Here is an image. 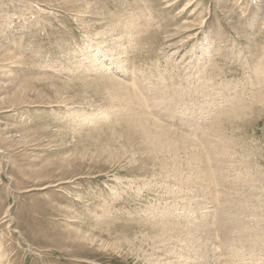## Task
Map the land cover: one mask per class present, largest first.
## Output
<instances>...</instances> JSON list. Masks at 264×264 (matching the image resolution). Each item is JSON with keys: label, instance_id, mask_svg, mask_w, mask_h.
Returning a JSON list of instances; mask_svg holds the SVG:
<instances>
[{"label": "rangeland", "instance_id": "obj_1", "mask_svg": "<svg viewBox=\"0 0 264 264\" xmlns=\"http://www.w3.org/2000/svg\"><path fill=\"white\" fill-rule=\"evenodd\" d=\"M110 23L139 40L129 53L133 70L144 71L133 73L138 82L158 83L151 73L159 66L173 74L163 72L173 95L200 85L184 92L188 97L181 93L186 100L174 96L177 106L229 96L233 105L206 119L214 136L207 141L176 118L175 125L149 113L196 136V173L210 166L223 197L246 208L264 199V0H0V264H149V256L153 264H171L162 244L146 241L163 234L160 214L171 210L178 225L192 196L191 213L216 202L198 177L188 184L175 177L194 166L189 150L177 148L176 158L146 156L141 139L119 137L122 127L128 131L130 103L99 74L116 64L98 34ZM199 43L211 61L197 73L191 63ZM92 49L101 54L90 57L97 72L81 60ZM97 111H109L112 120L91 124ZM82 113L91 116L82 120ZM216 159L222 165L214 167Z\"/></svg>", "mask_w": 264, "mask_h": 264}, {"label": "bare ground", "instance_id": "obj_2", "mask_svg": "<svg viewBox=\"0 0 264 264\" xmlns=\"http://www.w3.org/2000/svg\"><path fill=\"white\" fill-rule=\"evenodd\" d=\"M129 25H131V24H129ZM103 30L104 31H102V33L100 32L98 34L102 38L101 41L103 43H105V46L108 47L107 50H108L109 54H106L107 60L113 61L110 63V65L113 66L114 63H116L114 65L113 69H115L116 65H117L118 71H117L116 75L112 76L111 71H113V69H106V70L102 69L101 71L103 73H101L98 69L100 67V64L95 63V62L93 63L90 60V57H93V58L94 57H101V54L99 51L92 49V50L87 52L88 56L86 57V59H85V56H82L81 60H85L86 62H88L90 64V67L85 68V69H89L91 71H96V72L99 71L100 76L103 78H107L106 80H109L108 82L110 84H114V86H115V84H117L118 87H120L121 90L123 91L122 93H123V96L126 99V101L128 100L127 102L130 103V104L127 103V105L129 104V107H127V109L125 106V109L127 110V113H128V117H127L128 119H126V123H125L124 127L128 131H126L127 133L125 131H122V129H123V127H122L121 134L119 137H121V136L124 137L125 134H128V135H134L135 138L138 137L139 139H141V141L143 142V145H145V146L148 145V147L145 148V150L143 152L146 156H151V154H150V152H151L152 155H155L157 157L163 156V158H164V156H167V155H165L166 152H168L169 157H175L177 148L182 147V149H184V150H189L188 151V152H190L189 163L191 165H194V166H192V168L189 171H187V172L185 171V173L177 174V175H175V177L177 179L182 180V181L183 180L187 181L190 178L193 180V177H198L200 180H202L203 183L206 184L205 185L206 188L204 187L205 189H207V190L209 189L213 193L215 192L214 198H215L216 202H213V204L210 205L208 209H206V210H204L198 214L197 213L195 214V212L191 213V211L195 208V204H194L195 202H193L195 198H193V196H192V199H190L185 205L182 206L183 211L177 216L178 217L177 219H179L180 221L177 222L175 219L176 223H179L178 225H174L173 223H175V222L171 221V218H172V216L175 215V213L171 212V210L163 211L160 214L161 215V222L163 224V226H161V229L163 227V230H162L163 234L156 235L154 237L148 235L146 238V241H147V239L152 241L154 248H156V249H159L161 247V244H162L166 249V253L169 254L168 255L169 258L174 259L173 261H171V264H264V199L260 198L259 202L257 204H254V202L252 203L251 200H249V205L246 208V206H243L242 203H239L237 201V198L234 199L229 195H227L226 198L223 197L221 194V191L218 189L217 185L215 184V183H218V181L220 180L221 177L218 179L219 176L216 174V172L213 169H211L210 166L205 167V169L203 171H202V167H198V171L196 173V169L194 167L196 165L195 161L197 160L195 158H197V157H195V156L198 155L197 152L199 151V149H198L199 146L197 147V145H196V140H195L196 136H194L195 138H193V137H190L189 135H182L179 133L180 132L179 130H178L179 132H175L172 130L173 129L172 126H171V129H169L166 127V124L165 125L162 124L163 121L160 122L161 121L160 119L154 118L157 115L158 117H163V118H166L168 120L170 118L172 122H173V120L178 119V121H180V124H181L180 126H182V125L186 126L187 128H190L193 131L197 130V132H198V134H196L197 140L201 135V137L202 136L206 137V139H205V137L203 138V141H205V140L207 141V139L210 138L209 136H212V134L209 135V133L207 132V130L209 129L208 128L209 122L207 123V120L209 121L210 119H212L213 112L218 114L220 112V110L226 109L229 106L233 105V103L230 102L231 99L229 98V96L224 97V95L222 94V95H219L220 97L218 99L213 98V100L211 98L206 97L205 101H200V99H199L200 102L199 101L195 102L197 100V98H196V100L194 99L195 101H190L192 104L184 103L183 104L184 106H181V107L177 106L175 104V103H177V102H175V99L177 100L179 98V94L181 96V93H182L181 91H183V90L176 92V94L178 93V95H175V94L173 95L170 92L171 90L169 91L167 88H165V87H169V86H166V84H167L166 82L164 84V81L166 79L164 75L166 73H169L168 74L169 78L172 79V77H173V74L171 72H169L167 69L161 70V69H159V66H157L158 72H156V73L158 75H154L150 71H147V72L151 73L152 77H155L157 82L159 81L158 83L148 82L147 84H143V82L140 83L136 80L137 77L135 78V76L137 74L135 75L133 73L134 72H140L143 74L144 71L139 70V69H138L139 71H137V70L134 71L133 68L136 69V67H133V65L135 63L133 65H131L132 62H131V64L129 63V59H130L129 53L132 52L131 51L132 48L137 49V42H139V40L135 41L136 39H138V38L135 39V37H134L135 32H133L132 29H128V28L124 29L123 27L118 26L116 24H114V25L111 24L110 26L105 27V29H103ZM134 31H135V29H134ZM140 32H141V30H140ZM137 51H139V50H137ZM213 51H214V47H213ZM116 53L118 56H116ZM194 53H195L194 59L196 61H193L191 63V65L193 66V68L198 73V72H200V70H202L201 68H203L202 65L204 63H208L209 61H211V54L205 50V47L203 46V44H200L199 48H197ZM206 67H208V66H206ZM164 71L166 73H163ZM148 75H149V73H148ZM139 76H141V74ZM124 77L128 78L129 81L124 82V80H123ZM144 77L147 78L145 75H144ZM148 77H150V75ZM143 80H144V78H143ZM185 80L188 81L189 77L186 78ZM147 81H148V79H147ZM152 81H153V79H152ZM200 81H202V80H200ZM204 82H205V80H204ZM194 83H196V82H194ZM214 84L215 83H213V85ZM199 86L200 85L196 86V84L193 85V84L189 83L186 86V90L184 92L186 93V91H191V88H193V90H195V92H197L196 90L197 89L200 90V88H201V87L198 88ZM210 86H212V82H211ZM214 86L216 87V85H214ZM181 87H183V86H181ZM172 89L174 91V88H172ZM209 89H207V90H209ZM218 89H219V87H218ZM222 89H224V86L220 90H222ZM125 90H126V92L124 93ZM205 90H206V88H205ZM184 92L182 93V95L185 94ZM114 93H115V91H114ZM206 93H204V94L206 95ZM234 93H233V95H235ZM116 94H117V91H116ZM116 94H114V95H116ZM187 94H188V92H187ZM209 94H211V93L209 92ZM218 94L219 93H217V95ZM191 95H194V94L192 93ZM199 95L201 96V94H198V96ZM213 95H214V93L212 94V97H214ZM174 96H178V98H175ZM215 96H216V94H215ZM181 97H183V96H181ZM183 98L185 99L186 97H183ZM181 99H180V103H178V104H181ZM187 100L189 101V99H187ZM209 103H211V104L209 105ZM153 110L156 111V115H154V117H152L150 115L151 111H153ZM97 114H98V116L91 119V122H90L91 124H96L99 121L103 122V120H110L111 117H109V116H112V115H110L112 113H110L109 111H107V112L106 111H97ZM116 114L118 115V113H116ZM117 115H116V117H117ZM90 116L91 115L88 113H82L79 115L80 119H82V120L87 119ZM213 120L214 119H212V121ZM165 122L166 121L164 120V123ZM173 123L175 124V122H173ZM176 123H178V122L176 121ZM179 128H177V129H179ZM175 129H176V127H175ZM187 131H189V130H187ZM187 134H189V132H187ZM193 134H195V133H193ZM134 136H133V139L135 140ZM212 137H214V136H212ZM210 141H209V143H210ZM152 143L154 144L153 146L151 145ZM205 147H207L206 144H205ZM209 148H210V146H209ZM133 150H135V148H133ZM140 152L142 154V151H140ZM131 153L134 155H135V153L138 154L137 152L134 153V151ZM207 156H210V155L208 154ZM133 159H136L135 156H133ZM161 160H163V159H161ZM199 160H200V158H199ZM134 161H136V160H134ZM216 161H217V163L214 164V167H217L216 164H218V166H219V164L221 163V165H222L221 160L216 159ZM162 162L160 164L158 162L156 165H158V164L161 165ZM162 166H163V164H162ZM220 168L223 169L222 167H220ZM217 170H218V168H217ZM193 172H195V173H193ZM192 173L194 175H192ZM182 176H185L186 178H182ZM188 182L190 183V181H187V184H188ZM181 184H182V182H181ZM260 184H261V182H260ZM262 185H264V184H262ZM218 186H219V184H218ZM214 187H217V189H214ZM138 188H139V186H138ZM139 190H141V189H139ZM261 190H262V188H261ZM249 192H251V190ZM117 193H119V192H117ZM263 193L264 192H262V195H264ZM198 194L200 195V192ZM209 195H210V193H209ZM251 196L253 197L252 193H251ZM253 199H254V197H253ZM244 201H245V199H244ZM196 206H197V203H196ZM211 207H213L214 209H212ZM196 208H198V207H196ZM212 213H213V216L216 217L213 220H212V218H210ZM149 217H150V215H149ZM189 217H191V218H189ZM191 222H193V223H191ZM170 231H172V232H170ZM163 236L166 238H164ZM156 237H158L160 239H158ZM164 239L167 240V242H165ZM172 240H174V243L178 247L172 246L174 249L171 247V244L168 242H170ZM179 247H181V248H179ZM218 249H221L223 251L222 252L223 257L220 254V252H217ZM153 258H155V257L149 256L147 258V261L149 260V264H153V262H154ZM160 258H161L160 259V261H161L162 259H167L168 257L164 256V257H160ZM161 264H165V262H163Z\"/></svg>", "mask_w": 264, "mask_h": 264}]
</instances>
